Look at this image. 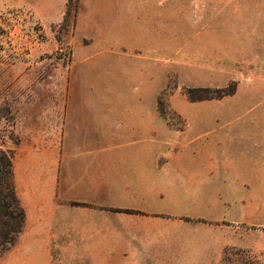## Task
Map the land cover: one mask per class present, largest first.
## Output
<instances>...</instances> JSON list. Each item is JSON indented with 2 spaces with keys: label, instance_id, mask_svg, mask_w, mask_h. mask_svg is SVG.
<instances>
[{
  "label": "rangeland",
  "instance_id": "1",
  "mask_svg": "<svg viewBox=\"0 0 264 264\" xmlns=\"http://www.w3.org/2000/svg\"><path fill=\"white\" fill-rule=\"evenodd\" d=\"M64 104L158 107L171 128L212 134V177L158 249L174 243L172 264H264V0H0V146L15 156L27 108ZM24 176L27 220L0 264H113L108 217L83 227L105 254L88 256L77 203Z\"/></svg>",
  "mask_w": 264,
  "mask_h": 264
},
{
  "label": "crops",
  "instance_id": "2",
  "mask_svg": "<svg viewBox=\"0 0 264 264\" xmlns=\"http://www.w3.org/2000/svg\"><path fill=\"white\" fill-rule=\"evenodd\" d=\"M27 110L18 118L17 193L22 167L30 193H56L77 203L67 210L83 218H71L69 225L77 227L79 244L100 252L88 256L105 255L98 230L88 236L83 228L96 226L94 217L102 215L110 219L113 264H172L174 243L158 249L160 226L189 216L199 201V184L212 177V144L205 141L213 135L171 128L159 121L158 107L64 104Z\"/></svg>",
  "mask_w": 264,
  "mask_h": 264
},
{
  "label": "trees",
  "instance_id": "3",
  "mask_svg": "<svg viewBox=\"0 0 264 264\" xmlns=\"http://www.w3.org/2000/svg\"><path fill=\"white\" fill-rule=\"evenodd\" d=\"M26 219L16 188L13 152L0 146V254L20 236Z\"/></svg>",
  "mask_w": 264,
  "mask_h": 264
}]
</instances>
